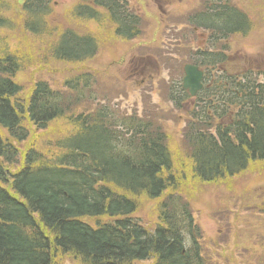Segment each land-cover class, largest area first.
Returning <instances> with one entry per match:
<instances>
[{
  "label": "trees",
  "instance_id": "1",
  "mask_svg": "<svg viewBox=\"0 0 264 264\" xmlns=\"http://www.w3.org/2000/svg\"><path fill=\"white\" fill-rule=\"evenodd\" d=\"M53 1L0 0V264H60L72 256L82 264H234V246L264 257V191L243 186L242 206L207 242L169 143L181 139L182 162L200 185L252 173L254 183L264 181V70L221 67L227 42L261 30L264 37V0H251L263 3L256 13L232 0H203L190 15L214 50L193 54L206 75L189 110L185 91L176 93L174 82L166 89L179 113L172 118L185 124L177 134L155 109L140 116L112 106L93 88L96 70L79 68L117 40L142 39L134 0H73L62 17L68 26L52 21ZM90 24L98 31L81 35ZM25 38L37 48L28 58ZM98 97L106 105L96 106ZM142 200L154 204L148 223L135 217Z\"/></svg>",
  "mask_w": 264,
  "mask_h": 264
},
{
  "label": "rangeland",
  "instance_id": "2",
  "mask_svg": "<svg viewBox=\"0 0 264 264\" xmlns=\"http://www.w3.org/2000/svg\"><path fill=\"white\" fill-rule=\"evenodd\" d=\"M137 7L140 12L142 10L139 6V1L146 2V9L148 12L152 13L155 16H159L161 21H165L166 25H169L170 28L174 27L172 25L174 17H178V22H182L180 20L181 13L185 10H188L183 13V17L185 18L192 11L201 7V3L203 0H135ZM233 4L242 10H250L252 13H256L257 9L263 6V3L257 2V5L254 1L251 0H232ZM56 15L55 18L52 19L53 22L58 24H63L68 26V22H63V15L66 10L76 5L73 0H54ZM158 2V3H157ZM256 5V6H255ZM264 9V6H263ZM162 15L165 17H162ZM254 16V15H253ZM51 21V19H50ZM154 24V21H153ZM264 25H261L263 28ZM98 31L97 26L95 24L84 25L81 32V35L93 34ZM155 31V26L150 25L147 32L151 34ZM159 32L156 36H154L153 42H151L152 37L147 39H141L137 43L132 44H121L119 40L114 42L113 45H106L107 47L100 48L98 55L91 61L86 63L85 65L80 66L79 68H84L82 71H90L93 73L95 71L96 77H98L99 83L98 86L94 85L93 87L96 89L101 96L108 97L110 96V101L112 106L117 105L121 110H125L128 114H132L133 111H136L140 116L146 112L147 110L155 109L159 113L157 117L159 119H164L168 122L167 127L174 133H180L184 130V123H176L172 118V114L170 110L174 109V105L172 102L168 101V92L164 91V87L167 89V85L165 83V78H168V71H159L152 70V72L147 71L142 74L141 72L148 67L145 66L143 62V55L147 53V48H145L146 44H152L155 47H160L161 50L163 48V44L166 40L163 41V37L166 36L167 33ZM177 32L174 31V34ZM192 34L197 35L196 32L192 31ZM109 36L104 35V38ZM198 43L204 42L206 40L205 37L201 36L200 38H195ZM163 41V42H162ZM162 42V43H161ZM140 44V48L137 49V44ZM207 44V42H206ZM201 48L203 49L205 46L203 44ZM105 46V45H101ZM231 52L230 59L226 64V70L235 72L234 69H239L240 67H247L249 69L259 70L264 69V37L263 30L257 32L250 39H235L231 42ZM21 55L26 56L27 58L33 54H36L37 48L28 39H23L21 45ZM132 48V49H131ZM154 52L157 51V48H151ZM156 55V53L154 54ZM125 59H124V58ZM155 58V56H153ZM115 62V63H113ZM119 62H122L119 64ZM118 63V64H117ZM53 68V67H52ZM54 68L58 70H63L66 72L67 70L73 69L71 66L67 65H56ZM151 68V67H150ZM149 69V68H148ZM76 74H78L76 72ZM214 74H221L220 69H216ZM151 75L152 77H148ZM154 77V78H153ZM182 77L181 73H176L173 78L177 79ZM145 78V80H143ZM172 78V79H173ZM45 79L51 81L48 77ZM59 79L58 77H54V80ZM124 80L127 83H134L132 86L129 84L126 87H121L122 83L120 81ZM262 78H260L261 80ZM144 81V82H142ZM262 81V80H261ZM117 87V91L113 92V89ZM165 89V90H166ZM190 102H192L190 100ZM179 113H176V116L179 117ZM171 142V152L174 160V167L176 170V174L178 177L179 184L181 183L180 188H185V193L188 192L187 195L192 198L194 201L192 203L194 208V213L198 222V226L201 228L203 235H205V239L210 243L208 239L216 240L221 229L227 225V221L230 218H233L232 211L237 210L238 207L242 206V201L239 197H242L243 191L242 187L244 186L248 192L254 194L257 189L264 191V181H259L258 183H254V181L259 177L258 174H250L246 178L244 177H234L231 180H226L220 182L218 186L213 185H200L198 182L194 181L189 175L191 172L188 171V164L182 162L184 157L182 154V150H185L183 142L178 136H173L169 143ZM185 180L181 178L183 174ZM182 193V192H181ZM247 193V192H246ZM147 201L142 200L139 207L138 214L136 213V218H141L144 222L148 223V218L150 216L151 210L154 207L152 205H146ZM146 205V206H145ZM145 206V208H143ZM143 210V211H142ZM142 211V212H141ZM211 211H213V215L215 219H212L210 216ZM228 211V212H227ZM242 232L244 234L248 233V228L241 226ZM246 236V235H245ZM237 236H234L236 238ZM246 238V237H245ZM231 238L229 237V240ZM225 244L224 242H222ZM231 244V248H232ZM256 252L262 253V249L258 246L250 245ZM223 249L221 251L229 252L228 245L221 246ZM233 257L236 260L234 264H264V257H258L255 254H249L245 250L238 249V247L234 246L232 249ZM60 264H82L80 260H77L72 257L64 258ZM223 264H225L223 262Z\"/></svg>",
  "mask_w": 264,
  "mask_h": 264
},
{
  "label": "water",
  "instance_id": "3",
  "mask_svg": "<svg viewBox=\"0 0 264 264\" xmlns=\"http://www.w3.org/2000/svg\"><path fill=\"white\" fill-rule=\"evenodd\" d=\"M202 79L203 73L197 67L186 66L183 88L195 97L203 89Z\"/></svg>",
  "mask_w": 264,
  "mask_h": 264
},
{
  "label": "flooded vegetation",
  "instance_id": "4",
  "mask_svg": "<svg viewBox=\"0 0 264 264\" xmlns=\"http://www.w3.org/2000/svg\"><path fill=\"white\" fill-rule=\"evenodd\" d=\"M142 82H144V81H142Z\"/></svg>",
  "mask_w": 264,
  "mask_h": 264
}]
</instances>
